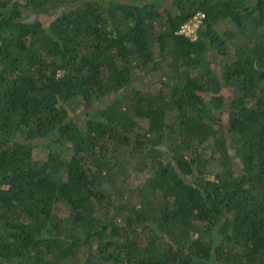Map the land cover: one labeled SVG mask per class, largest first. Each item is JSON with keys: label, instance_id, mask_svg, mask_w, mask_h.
<instances>
[{"label": "trees", "instance_id": "1", "mask_svg": "<svg viewBox=\"0 0 264 264\" xmlns=\"http://www.w3.org/2000/svg\"><path fill=\"white\" fill-rule=\"evenodd\" d=\"M0 264H264V0H0Z\"/></svg>", "mask_w": 264, "mask_h": 264}, {"label": "rangeland", "instance_id": "2", "mask_svg": "<svg viewBox=\"0 0 264 264\" xmlns=\"http://www.w3.org/2000/svg\"><path fill=\"white\" fill-rule=\"evenodd\" d=\"M217 27L219 28L220 31H225L226 29H233L235 30V26L230 23L227 20L221 21ZM172 64V60L170 58H167L165 60H162L161 63L158 64V69L145 73L143 71H138L133 78V84L134 86H138L140 89L148 90L152 93L155 92H165L167 90V87L165 84L162 82V75L164 74V71L170 68V65ZM68 107L69 109L72 107L76 112L81 111L82 105L79 101L71 100L68 102ZM71 111H74V110ZM82 119V118H81ZM48 140H42V144H35L33 145V156L37 160H44L47 157V154L50 151H56L53 149L51 144L48 143ZM62 156V154H61ZM212 169H218V167L215 164H212ZM134 180V179H132ZM62 213H64L65 208H61Z\"/></svg>", "mask_w": 264, "mask_h": 264}, {"label": "built area", "instance_id": "3", "mask_svg": "<svg viewBox=\"0 0 264 264\" xmlns=\"http://www.w3.org/2000/svg\"><path fill=\"white\" fill-rule=\"evenodd\" d=\"M199 24L200 19L198 16H195L193 19L182 24L178 30V33L185 36L194 37Z\"/></svg>", "mask_w": 264, "mask_h": 264}]
</instances>
